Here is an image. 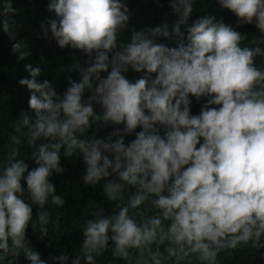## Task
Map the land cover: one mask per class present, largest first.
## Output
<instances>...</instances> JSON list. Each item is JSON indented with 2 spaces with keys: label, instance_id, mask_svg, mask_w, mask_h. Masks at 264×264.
<instances>
[{
  "label": "clouds",
  "instance_id": "clouds-1",
  "mask_svg": "<svg viewBox=\"0 0 264 264\" xmlns=\"http://www.w3.org/2000/svg\"><path fill=\"white\" fill-rule=\"evenodd\" d=\"M200 3L170 0L174 24L122 40L127 0H48L54 18L37 39L51 34L87 58H73L67 71L79 79L68 76L61 95L41 82L40 64L27 62L32 47L19 38L17 9L0 0V26L17 61L27 62L19 85L29 93V111L14 121L0 158V264H97L106 253L124 264H221L222 254L264 249V0H215L237 27L255 24L260 36L250 41L207 13L185 39L181 28ZM173 38L174 47L161 42ZM130 70L144 75L129 80ZM193 98L206 99L198 115ZM94 126L113 130L89 138ZM24 142L31 170L19 159ZM61 153L82 160L83 184L100 186L114 208L85 220L78 254L45 260L26 232L31 225L44 240L60 227L50 206L65 205L51 182L64 173Z\"/></svg>",
  "mask_w": 264,
  "mask_h": 264
},
{
  "label": "trees",
  "instance_id": "trees-1",
  "mask_svg": "<svg viewBox=\"0 0 264 264\" xmlns=\"http://www.w3.org/2000/svg\"><path fill=\"white\" fill-rule=\"evenodd\" d=\"M17 15L14 19L19 26V38L27 40L32 47V56L30 63L40 64L44 69V75L40 78L41 82L47 79L53 83L58 94H63L67 89V77L78 80V73L67 71L68 67L74 62L75 57L81 64L87 60L81 53L70 48L61 49L51 38L37 39V33L40 32V24L47 19L54 18V14L47 11L48 0H12ZM170 0H159L158 6L156 0H127V5L131 12L129 28L121 37L123 40L130 35L133 29L141 30L146 27H156L167 22L169 25L175 23L177 17L168 7ZM205 13L215 16L218 20L230 24L237 31L246 36L247 40L260 36L259 30L253 25H244L237 27V18L227 10H221L215 0H201L197 6V11L193 13L189 24L181 28V32L187 37V27ZM170 47L176 45V39L161 40ZM12 42L4 34L0 26V158L4 156V145L7 143L8 133L12 131L13 123L19 119L22 112L29 111L28 90L19 85V80L25 78L28 74L24 71L25 62H18L17 57L11 52ZM41 59L43 61H41ZM258 66L264 64V59L258 60ZM106 73L102 76L106 77ZM144 73H135L129 71L127 78L129 80L139 79ZM206 99L197 102L192 99L191 111L193 115H198ZM94 111L99 114L101 107L94 106ZM112 127L101 128L96 133L95 126L89 130L87 136L97 135L98 138H104L112 131ZM140 131V129H137ZM135 139V134L126 137V143ZM32 148H29L24 142L21 147L20 157L29 166V170L36 167L31 160ZM0 162H3L0 159ZM61 167L64 168L62 175H53L51 182L56 186L57 194L62 195L65 199V205L62 208L50 206L53 219L58 218L60 225L58 230H51L49 238L44 240L38 239L39 233L34 232L29 225L26 238L30 247L34 248L41 254V258L48 260L50 256L55 257L62 251L69 254H78L79 243L82 240L81 226L86 219L91 218L94 211L103 208L105 213H110L114 205L109 203L103 195L100 186H86L82 182L84 166L81 159L73 160L65 158L61 153ZM26 187V185H25ZM134 191V189L132 190ZM39 209L33 207V218L35 219ZM221 264H264V249L259 251L253 249H242L234 252L231 257L223 254L220 256ZM21 264H24L21 260ZM70 264V262H69ZM97 264H124L123 261H114L110 254L99 258Z\"/></svg>",
  "mask_w": 264,
  "mask_h": 264
},
{
  "label": "water",
  "instance_id": "water-1",
  "mask_svg": "<svg viewBox=\"0 0 264 264\" xmlns=\"http://www.w3.org/2000/svg\"><path fill=\"white\" fill-rule=\"evenodd\" d=\"M250 25H253V26H255V24H250ZM256 27V26H255Z\"/></svg>",
  "mask_w": 264,
  "mask_h": 264
}]
</instances>
